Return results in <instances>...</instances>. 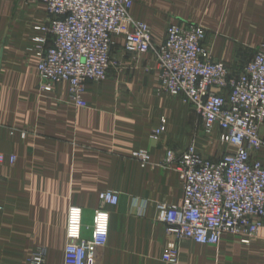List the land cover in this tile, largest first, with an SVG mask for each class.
<instances>
[{"label": "crops", "instance_id": "crops-1", "mask_svg": "<svg viewBox=\"0 0 264 264\" xmlns=\"http://www.w3.org/2000/svg\"><path fill=\"white\" fill-rule=\"evenodd\" d=\"M130 13L149 25L156 44L175 20L224 30L207 41L219 59L239 46L246 62L253 55L242 49L263 40L264 0H133ZM47 19L41 0H0V264H34L39 250L42 264H64L69 207L81 208V237L88 240L103 190L119 199L104 205L107 242L88 264H172L162 259L173 238L156 221L155 204L179 205L183 191L179 172L164 165L166 149L178 153L193 144L217 158L224 146L216 134L204 136L189 104L159 90L154 54L126 53L122 36L113 37L107 78L86 83L84 106L68 98L65 84L42 90L31 38ZM162 120L165 129L154 140L150 133ZM140 149L149 153L144 165L132 155ZM175 242L174 264H264V223L249 244L231 234L216 244Z\"/></svg>", "mask_w": 264, "mask_h": 264}, {"label": "built area", "instance_id": "built-area-1", "mask_svg": "<svg viewBox=\"0 0 264 264\" xmlns=\"http://www.w3.org/2000/svg\"><path fill=\"white\" fill-rule=\"evenodd\" d=\"M41 1L48 19L34 27L41 35L31 38V48L42 90L65 84L68 98L84 106L86 83L107 78L113 37L122 36L126 53L154 54L159 90L189 104L209 138L216 132L219 142L233 147L217 158L202 155L193 144L178 153L166 149L164 165L179 172L183 196L179 205L155 204L156 221L173 238L162 259L176 263L175 241L181 238L198 244H216L223 234L243 244L255 240L264 223V39L240 70H232L211 58L199 25L169 24L156 44L149 25L131 16L133 0ZM164 129L162 120L150 137L159 139ZM132 155L142 165L149 159L145 149ZM98 197L101 205L94 210L88 240L81 237V208L69 207L64 264H88L94 249L106 244L109 212L104 205L117 204L119 197L113 190L100 191ZM43 255L39 250L30 261L42 264Z\"/></svg>", "mask_w": 264, "mask_h": 264}, {"label": "rangeland", "instance_id": "rangeland-1", "mask_svg": "<svg viewBox=\"0 0 264 264\" xmlns=\"http://www.w3.org/2000/svg\"><path fill=\"white\" fill-rule=\"evenodd\" d=\"M181 21V20H180ZM180 21H171L170 23H168V25L169 24H178V25H182V24H195V25H199V26H201V27H203V29L205 30V40H204V46H205V48L207 49V51L209 52V54H210V56H211V58L213 59V60H215V61H220V62H222V63H224V64H226L230 69H232V68H235V67H238V65L240 66L241 64V68H242V66L247 62H243V61H241V60H239V46H235L234 47V52H233V56L231 57V58H229V59H227V58H224V57H222L221 59H219V58H217V57H215L214 55H213V50H212V48H211V44L208 46V44H207V41H208V38L209 39H212V37H213V35H217V34H220L221 36H224V30H212V29H207V28H205L202 24H200L199 22H194V21H191V22H180ZM167 25V26H168ZM261 39H264V34L262 35V38ZM257 46L258 45H256V48H257ZM213 47V46H212ZM256 48L254 49V47H251V46H246L244 49H242L243 50V54L245 55V57H248V56H251V55H253L254 54V52H255V50H256ZM254 51V52H253ZM253 53V54H252ZM232 70H234V69H232ZM203 134H204V136H206V137H209V135H207V134H205L204 132H203ZM216 134V132L213 134V136ZM216 136V135H215ZM218 144H222L223 146H224V150H225V152H226V150L227 151H232V150H230V146H228V145H226V144H223V143H221V142H217Z\"/></svg>", "mask_w": 264, "mask_h": 264}]
</instances>
